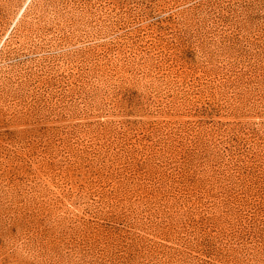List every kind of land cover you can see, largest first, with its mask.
I'll use <instances>...</instances> for the list:
<instances>
[{
	"label": "rangeland",
	"instance_id": "1",
	"mask_svg": "<svg viewBox=\"0 0 264 264\" xmlns=\"http://www.w3.org/2000/svg\"><path fill=\"white\" fill-rule=\"evenodd\" d=\"M0 264H264V0H0Z\"/></svg>",
	"mask_w": 264,
	"mask_h": 264
}]
</instances>
